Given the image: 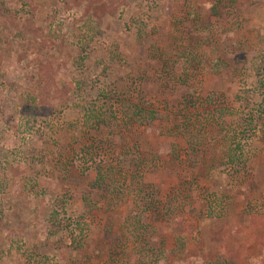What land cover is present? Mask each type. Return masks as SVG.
<instances>
[{
	"label": "rangeland",
	"instance_id": "rangeland-1",
	"mask_svg": "<svg viewBox=\"0 0 264 264\" xmlns=\"http://www.w3.org/2000/svg\"><path fill=\"white\" fill-rule=\"evenodd\" d=\"M0 264H264V0H0Z\"/></svg>",
	"mask_w": 264,
	"mask_h": 264
}]
</instances>
